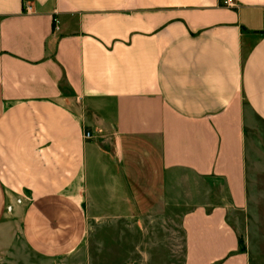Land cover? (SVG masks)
<instances>
[{
    "label": "crops",
    "instance_id": "0c3cea01",
    "mask_svg": "<svg viewBox=\"0 0 264 264\" xmlns=\"http://www.w3.org/2000/svg\"><path fill=\"white\" fill-rule=\"evenodd\" d=\"M230 2L0 0L1 254L179 209L186 264H248L227 222L264 203V0Z\"/></svg>",
    "mask_w": 264,
    "mask_h": 264
},
{
    "label": "rangeland",
    "instance_id": "374dc122",
    "mask_svg": "<svg viewBox=\"0 0 264 264\" xmlns=\"http://www.w3.org/2000/svg\"><path fill=\"white\" fill-rule=\"evenodd\" d=\"M255 129L256 133L262 131L263 137L254 132V141L264 146V126L256 122ZM218 189L220 196L225 195L221 184ZM257 202L248 217L228 215L231 221L227 224L238 232V249L228 253L225 259L237 253L245 255L248 264H264V213L261 212L264 203H260L259 198ZM184 212L174 209L173 220H168L166 226L163 223V227L148 219L140 235L137 229L126 227L124 223H110L106 225L107 230L89 233L90 249L84 245L66 259H49L29 253L15 230L14 249L8 254L0 253V264H186ZM141 235L146 240L142 246L137 243ZM141 247L145 253H141Z\"/></svg>",
    "mask_w": 264,
    "mask_h": 264
},
{
    "label": "built area",
    "instance_id": "2783aa9c",
    "mask_svg": "<svg viewBox=\"0 0 264 264\" xmlns=\"http://www.w3.org/2000/svg\"><path fill=\"white\" fill-rule=\"evenodd\" d=\"M224 4L225 5H230L231 2H230V0H224ZM31 11H33V6H31V3L30 4L29 3L25 4V12L30 13ZM85 135H86L87 138L92 137V135H90L89 132H86Z\"/></svg>",
    "mask_w": 264,
    "mask_h": 264
}]
</instances>
